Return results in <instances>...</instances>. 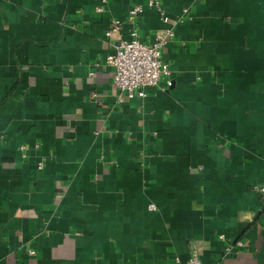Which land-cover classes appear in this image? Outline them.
I'll return each mask as SVG.
<instances>
[{
  "label": "crops",
  "instance_id": "0c3cea01",
  "mask_svg": "<svg viewBox=\"0 0 264 264\" xmlns=\"http://www.w3.org/2000/svg\"><path fill=\"white\" fill-rule=\"evenodd\" d=\"M147 1L0 0V264H264V0ZM167 28L120 99L105 57Z\"/></svg>",
  "mask_w": 264,
  "mask_h": 264
},
{
  "label": "built area",
  "instance_id": "2783aa9c",
  "mask_svg": "<svg viewBox=\"0 0 264 264\" xmlns=\"http://www.w3.org/2000/svg\"><path fill=\"white\" fill-rule=\"evenodd\" d=\"M96 7L97 11H102L103 4L106 0H99ZM144 7L155 8L160 10L157 0H148L144 5L134 4L128 10V18L132 20L136 15L143 11ZM188 11L183 8V14ZM162 20L164 22H179L181 16L176 19H170L168 15L162 12ZM120 21L112 20L106 36H111ZM174 35L173 28H167L162 32H157L152 42L146 43L140 40L137 32L133 29L130 32L129 39L119 40L115 46V51L105 57V63L112 67L113 80L112 84L119 92V98L123 96L127 98L145 96V88L156 86L158 82L164 78L166 86L171 85L169 78V64L161 57L162 49ZM43 164L38 163V168H42ZM254 189L264 199V186H255ZM153 208V206H151ZM223 237V235H220ZM241 244V243H240ZM29 255H34L33 249L28 250ZM178 262V261H177ZM178 264H202L195 249L191 250L187 260Z\"/></svg>",
  "mask_w": 264,
  "mask_h": 264
}]
</instances>
